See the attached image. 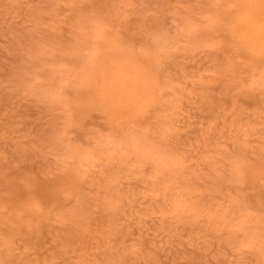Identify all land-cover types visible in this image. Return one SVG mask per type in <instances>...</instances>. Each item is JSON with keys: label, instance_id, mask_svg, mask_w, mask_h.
<instances>
[{"label": "rangeland", "instance_id": "obj_1", "mask_svg": "<svg viewBox=\"0 0 264 264\" xmlns=\"http://www.w3.org/2000/svg\"><path fill=\"white\" fill-rule=\"evenodd\" d=\"M236 10L0 0V264H264V82ZM122 50L153 86L131 133L86 96Z\"/></svg>", "mask_w": 264, "mask_h": 264}, {"label": "bare ground", "instance_id": "obj_2", "mask_svg": "<svg viewBox=\"0 0 264 264\" xmlns=\"http://www.w3.org/2000/svg\"><path fill=\"white\" fill-rule=\"evenodd\" d=\"M237 10L229 13L233 24L230 35L238 40L239 46L247 53L248 59L260 66L259 82H264V0H233ZM120 58V68L112 65ZM88 77L86 96L97 102L109 120L115 126L133 128L140 121L152 97V79L142 69L135 66L133 56L126 50L111 54L109 58L100 60L85 71ZM264 172V165L260 169ZM33 199H27L24 208H33Z\"/></svg>", "mask_w": 264, "mask_h": 264}]
</instances>
